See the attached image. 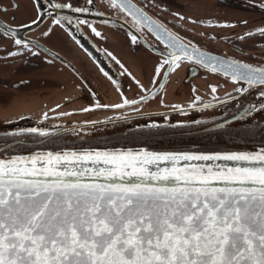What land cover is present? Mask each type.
<instances>
[{
  "label": "snow or ice",
  "instance_id": "obj_1",
  "mask_svg": "<svg viewBox=\"0 0 264 264\" xmlns=\"http://www.w3.org/2000/svg\"><path fill=\"white\" fill-rule=\"evenodd\" d=\"M119 5L141 23L150 19L129 0H119ZM34 6L36 16L28 23L12 27L0 22V40L10 33L19 51L42 47L21 37L19 28L38 26L51 16V8L92 14L94 0L78 7L48 3L47 8L34 0ZM64 21L72 23L66 16L53 23ZM77 24L91 27L79 17ZM151 30L165 43L158 74L164 67L167 77L187 58L243 82L245 87H237L235 94L259 87L257 99L264 100V66L213 56L159 25ZM256 31L264 35V28ZM163 86L161 80L159 88ZM235 94H226L227 99ZM146 99L141 96L139 102ZM137 103L125 99L111 107ZM261 110L264 103H249L243 112L250 116ZM21 132L43 136L46 130ZM29 160L30 166H21ZM181 160L182 168L160 166ZM0 264H264V147L256 152L104 149L0 159Z\"/></svg>",
  "mask_w": 264,
  "mask_h": 264
},
{
  "label": "flooded vegetation",
  "instance_id": "obj_2",
  "mask_svg": "<svg viewBox=\"0 0 264 264\" xmlns=\"http://www.w3.org/2000/svg\"><path fill=\"white\" fill-rule=\"evenodd\" d=\"M132 1L186 42L254 67L264 66V35L256 31L264 28V8L260 7L264 0ZM39 3L45 8L48 3L78 7L85 0ZM227 10L233 11L229 19L223 15ZM97 11L103 16L95 14ZM49 12L51 16H45L38 26L19 28L21 37L38 41L42 47L29 45L31 51H19L10 33L0 40V123L33 120L54 129L43 136L0 133V159L104 149L215 152L264 147V110L250 116L243 112L249 103H264L257 99L259 87L235 94L237 87H245L243 83L220 77L188 59L179 61L167 77L164 67L158 74L156 67L164 59L159 54L162 44L112 0H94L93 13L83 16L67 8ZM243 14L245 19L239 17ZM35 16L34 0H0V22L18 27ZM62 16L70 17L72 23H53ZM78 17L91 27L77 24ZM103 18L116 23H104ZM189 18L198 22L191 23ZM83 41L97 51V61L86 51L88 46L80 44ZM9 52L17 54L10 56ZM161 80L163 88H159ZM168 89L174 90L175 98L164 102L162 94ZM229 93L235 98L227 99ZM141 96L150 97L136 105L111 107L125 99L138 101ZM191 107L203 109L157 115ZM228 135L232 137L226 138Z\"/></svg>",
  "mask_w": 264,
  "mask_h": 264
},
{
  "label": "water",
  "instance_id": "obj_3",
  "mask_svg": "<svg viewBox=\"0 0 264 264\" xmlns=\"http://www.w3.org/2000/svg\"><path fill=\"white\" fill-rule=\"evenodd\" d=\"M129 3L132 4V5H135L136 7H138L132 0H129ZM116 4L118 6L119 5V0H116ZM139 8V7H138ZM141 9V8H140ZM127 12V11H126ZM144 12V11H143ZM128 13V12H127ZM146 13V12H145ZM129 14V13H128ZM130 15V14H129ZM132 18H134L132 15H130ZM147 16L150 18L148 21H145L144 23H141L139 22L137 19H135V21H137L139 24H141L144 28H146L147 31H149L163 46L161 50H163L165 48V43L162 42L160 39H158V34L153 32L151 30V27L153 24L155 25H159V26H162L163 29H167L165 28L163 25H161L160 23H158L156 20H154L152 17H150L148 14ZM103 20H107V24H113V23H116L112 18H103ZM168 30V29H167ZM186 42V41H185ZM80 44L82 46H84L83 44H85V46H88L86 51L92 56L94 57L93 59L96 60L95 58V55H97V51L95 49H93V47L86 43V42H80ZM198 48H200L202 51L204 52H208V53H211L213 56H218V57H222V58H228L224 55H222L221 53H218L212 49H209L207 47H201V46H197ZM44 52H48L50 54L53 55L52 51H50L49 49L47 48H43L42 49ZM189 52H191V49L189 48ZM184 59H187V58H184ZM189 60V59H188ZM97 61V60H96ZM192 61V60H190ZM193 62V61H192ZM103 65L106 66L105 63H102ZM204 67V66H203ZM211 71H213L215 74H217L218 76H222L226 79H230L232 80L229 76L225 75L224 72L222 71H218V70H213L211 67H205ZM238 83V82H236ZM239 83H243V82H239ZM148 98L150 96H147ZM140 100V99H139ZM139 100H138V103H139ZM129 105H124L123 107H128ZM121 107V108H123ZM117 109H120V108H117ZM198 109H203L201 107H191V108H183V109H178V110H168V111H163L157 115H163V116H172V115H179L181 113H187V112H193V111H196ZM31 128H42V129H45L46 132L47 131H51L54 129V127L52 125H49V124H44V123H40V122H36V121H33V120H29V121H16V122H8V123H0V133H12V132H20L21 129H31ZM134 150H138V149H134ZM259 149H249V151H246V152H256L258 151ZM74 152H77L78 154H83L85 151H74ZM70 153V152H69ZM25 163V164H24ZM228 163H232V162H228ZM30 166L31 165V161H26V162H21V166ZM160 166L161 167H168V168H171V167H177V168H182L184 167V162L181 160V161H176V162H170V161H164V162H160ZM39 167V165H38ZM153 168H155V166H150ZM130 171V170H129ZM128 177H125V179H127ZM118 179V178H117Z\"/></svg>",
  "mask_w": 264,
  "mask_h": 264
},
{
  "label": "rangeland",
  "instance_id": "obj_4",
  "mask_svg": "<svg viewBox=\"0 0 264 264\" xmlns=\"http://www.w3.org/2000/svg\"><path fill=\"white\" fill-rule=\"evenodd\" d=\"M202 3H204V2L202 1ZM232 12L233 11L227 10V12H225L223 14L226 18L225 17H223V18H225V19L231 18L233 16V14H231ZM235 15L237 16L238 13H236ZM239 17L245 19L246 16H245V14H243V15H241ZM162 95H163V101L164 102L172 101L175 98L174 90H169V89L168 90H164Z\"/></svg>",
  "mask_w": 264,
  "mask_h": 264
},
{
  "label": "trees",
  "instance_id": "obj_5",
  "mask_svg": "<svg viewBox=\"0 0 264 264\" xmlns=\"http://www.w3.org/2000/svg\"><path fill=\"white\" fill-rule=\"evenodd\" d=\"M229 137L231 138L232 136H229V135H228V136H226V138H229ZM234 137H235V136H233V138H234Z\"/></svg>",
  "mask_w": 264,
  "mask_h": 264
}]
</instances>
